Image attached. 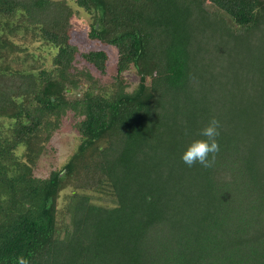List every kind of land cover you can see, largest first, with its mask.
Wrapping results in <instances>:
<instances>
[{
	"label": "trees",
	"instance_id": "trees-1",
	"mask_svg": "<svg viewBox=\"0 0 264 264\" xmlns=\"http://www.w3.org/2000/svg\"><path fill=\"white\" fill-rule=\"evenodd\" d=\"M71 1L0 0L55 50L0 71V264H264V0ZM78 10L115 73L71 42ZM212 118L215 164L188 167ZM67 121L71 155L36 175Z\"/></svg>",
	"mask_w": 264,
	"mask_h": 264
},
{
	"label": "rangeland",
	"instance_id": "rangeland-1",
	"mask_svg": "<svg viewBox=\"0 0 264 264\" xmlns=\"http://www.w3.org/2000/svg\"><path fill=\"white\" fill-rule=\"evenodd\" d=\"M68 3L72 6L71 0ZM76 7V6H74ZM20 15L8 18L0 15V71L18 72L31 71L35 67H49L54 49L47 46L39 36H33V32L20 23ZM71 42L79 47L90 50L103 48L106 50L109 59L107 63V75L115 73L116 70V50L111 46H106L92 41L87 37L88 15L78 10L72 18ZM130 81V86L137 83V76L133 71L126 73ZM65 122L61 130L51 137L47 144V151L40 157L34 172L38 176H46L52 168H59L71 155L77 144L76 134ZM93 200L96 203L109 206L112 204L111 192L105 185L93 191ZM65 203L64 197L59 201V208ZM59 219L62 217L61 210L58 211ZM61 224V225H63Z\"/></svg>",
	"mask_w": 264,
	"mask_h": 264
},
{
	"label": "clouds",
	"instance_id": "clouds-1",
	"mask_svg": "<svg viewBox=\"0 0 264 264\" xmlns=\"http://www.w3.org/2000/svg\"><path fill=\"white\" fill-rule=\"evenodd\" d=\"M220 121L212 118L208 124L201 129V139L194 140L182 154V162L188 167H192L197 163L204 168L214 166L217 154L220 151L218 137L220 136ZM18 264H29V261L24 257H18Z\"/></svg>",
	"mask_w": 264,
	"mask_h": 264
}]
</instances>
